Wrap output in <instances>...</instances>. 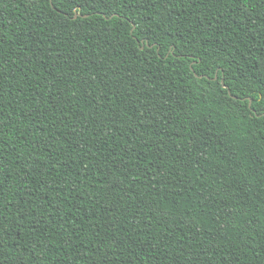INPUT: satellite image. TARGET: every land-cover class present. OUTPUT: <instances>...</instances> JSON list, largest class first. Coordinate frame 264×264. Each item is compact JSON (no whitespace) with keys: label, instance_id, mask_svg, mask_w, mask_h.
<instances>
[{"label":"trees","instance_id":"1","mask_svg":"<svg viewBox=\"0 0 264 264\" xmlns=\"http://www.w3.org/2000/svg\"><path fill=\"white\" fill-rule=\"evenodd\" d=\"M0 264H264V0H0Z\"/></svg>","mask_w":264,"mask_h":264},{"label":"water","instance_id":"2","mask_svg":"<svg viewBox=\"0 0 264 264\" xmlns=\"http://www.w3.org/2000/svg\"><path fill=\"white\" fill-rule=\"evenodd\" d=\"M217 79V76L215 77V80ZM222 83H223V87H225V85H224V81H222Z\"/></svg>","mask_w":264,"mask_h":264}]
</instances>
